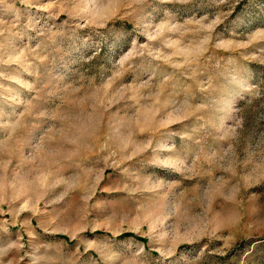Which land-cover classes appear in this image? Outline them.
I'll return each instance as SVG.
<instances>
[{"label":"rangeland","instance_id":"obj_1","mask_svg":"<svg viewBox=\"0 0 264 264\" xmlns=\"http://www.w3.org/2000/svg\"><path fill=\"white\" fill-rule=\"evenodd\" d=\"M0 264H264V0H0Z\"/></svg>","mask_w":264,"mask_h":264}]
</instances>
